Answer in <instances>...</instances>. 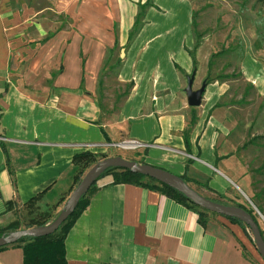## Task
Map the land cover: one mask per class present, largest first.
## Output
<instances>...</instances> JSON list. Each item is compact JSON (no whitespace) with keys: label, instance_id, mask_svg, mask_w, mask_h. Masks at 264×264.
Here are the masks:
<instances>
[{"label":"crops","instance_id":"crops-1","mask_svg":"<svg viewBox=\"0 0 264 264\" xmlns=\"http://www.w3.org/2000/svg\"><path fill=\"white\" fill-rule=\"evenodd\" d=\"M161 1L153 0L157 8L149 7L145 27L129 41L135 2L0 0V226L38 193L40 205L59 213L75 187L74 155L105 154L125 139L146 144L138 149L147 150L146 163L182 175L191 160L189 178L221 194L236 187L223 159L215 167L217 131L208 115L224 90L212 86L214 96L205 89L199 108L187 105L182 73L195 69L192 39L181 4L173 2L167 22ZM52 13L69 21L53 30L46 20ZM116 46L127 47L117 80L131 86L113 103L99 89L108 86L101 75ZM192 114L188 152L182 131ZM96 186L65 238L68 264H264L243 228L225 216L219 226H203L159 190L113 183L110 174ZM209 188L194 187L210 198ZM0 264H23L22 248L0 251Z\"/></svg>","mask_w":264,"mask_h":264},{"label":"rangeland","instance_id":"rangeland-1","mask_svg":"<svg viewBox=\"0 0 264 264\" xmlns=\"http://www.w3.org/2000/svg\"><path fill=\"white\" fill-rule=\"evenodd\" d=\"M126 2L128 4L135 2L133 24L128 31V35L134 32L131 37L133 39L139 34L141 28L145 27L146 12L155 4L153 0H126ZM173 2L175 5L181 4L185 16L183 28H187L192 39L190 51L197 60L194 69L196 79L194 88H199L203 81L207 83V80H210V84L207 83L208 87L205 88L209 97L214 96L216 91H212V86L218 85L220 91L224 90L217 96L208 115L215 120L216 151L227 156L221 161L226 168L222 171L236 183V187H232L225 196L231 205L244 203L253 209L264 238V2L162 0L161 16H164L167 22L174 14ZM187 17H189L188 22ZM46 20L52 24L53 30L63 27L69 21L63 15L54 13L47 15ZM173 33L172 31L171 35ZM184 36L185 40L186 36ZM196 42L198 45L195 49L193 45ZM125 46H116L114 50L107 53L101 75V83L105 82L104 77L108 78V86H102L99 89L101 97L104 98L107 95L113 103L124 96L131 86L128 82L122 83L117 80V71L121 67L120 61L124 59V56H120V52L122 48L126 50ZM190 73H182V88L186 85V75ZM101 89L105 90L101 92ZM146 152L147 150L142 149L134 151L115 147L108 149L105 155L120 154L126 159L136 158L137 161L144 162L142 155H147ZM217 167L222 169L219 164ZM188 184L199 190H202L201 187L204 188L195 182H188ZM207 194L213 201L218 199L215 194L208 192ZM251 199L262 208L263 213L256 208ZM34 206L17 208L14 214L17 227L25 228V223L33 218L32 216L39 217V209ZM204 218L205 224L215 223L218 226L222 224L221 217L217 213L206 210ZM8 224L10 222L0 228ZM245 232L252 253L264 263L255 248L248 227L245 228Z\"/></svg>","mask_w":264,"mask_h":264},{"label":"trees","instance_id":"trees-1","mask_svg":"<svg viewBox=\"0 0 264 264\" xmlns=\"http://www.w3.org/2000/svg\"><path fill=\"white\" fill-rule=\"evenodd\" d=\"M257 1L264 2V0H257ZM153 6L156 7L155 5ZM192 23L195 26V23L194 22ZM133 33L134 32L128 35L129 41L132 39L131 37L133 36ZM195 36H196V31H195ZM197 45L198 43L196 42L193 47L196 49ZM187 52L192 59L193 68H196L197 60L193 52L188 49H187ZM175 67L177 68L178 71L182 73L181 68L177 64H175ZM209 82L210 80H207V83ZM194 123H195V116L194 114H192V117H191V120L188 126L182 131L185 148L188 152L190 151L189 132H190L191 126ZM106 140H109V139H106ZM216 150L217 149L215 148V156H216L215 157V167L218 166L219 160H222L227 157L226 155H221V154L219 155L218 151ZM105 157H107V155L93 153L90 151H83V152L75 154L72 159V163L75 168L73 185H76L80 181L85 171L91 165H93L95 162ZM190 161L191 160H188L186 162L185 172L184 174L180 175L181 178L187 183L192 181L206 188H209L207 181L201 183L187 176V171H188V166H189ZM140 163H143V162H140ZM108 174L112 175L113 183L134 184V185L142 186V187L149 188V189L159 190L166 196L174 199L179 204L197 213L199 223H201L203 226L205 225L204 216H205L206 210L195 205L189 198H187L184 194L177 191L176 189L170 186H167L165 184H162L158 181H155L154 179H151L142 174L131 172L130 170H127V169H118L115 167H110V168H107L100 175V177L104 175H108ZM96 181L91 185L87 193L81 196L77 206L72 211V213L53 233L44 235V236H37V237H29V236L22 237L13 244L1 246L0 251L7 248L8 246L19 245L22 248V252H23V264H68L66 260V256H65V238L70 228L74 224L75 220L79 217L82 211L88 206L90 196L97 190ZM209 190H212V189L209 188ZM213 192L218 196V199H214L215 201L219 203H223V204H229L228 198L225 196V194H221L215 191ZM40 197H41V193H38L32 196L27 202L24 203V206H28V208H30V206L35 205L34 207H37L36 209H39V212H40L39 217L32 216L33 218H30L25 223L24 225L25 228L45 225L46 223H48L50 220H52L55 217V215L53 214L54 205L41 206L39 204ZM235 205L246 210L253 217V219L258 222L257 215L254 213L251 207L245 205L244 203H235ZM254 205L261 213H263L262 208L258 204L254 203ZM9 209L10 207L8 205L7 210ZM226 218H228L231 222L240 225L244 231H245V228H247V226L243 222H241L240 220L236 218H233V217H226ZM17 229H20V228L16 226V221L14 220L10 222V224H8L7 226L0 228V236L6 235L7 233L12 232ZM260 232L263 236V231L261 229H260Z\"/></svg>","mask_w":264,"mask_h":264},{"label":"water","instance_id":"water-1","mask_svg":"<svg viewBox=\"0 0 264 264\" xmlns=\"http://www.w3.org/2000/svg\"><path fill=\"white\" fill-rule=\"evenodd\" d=\"M120 56H124L123 49H121ZM194 80L195 70H192L190 74L186 75V85L184 87L187 105L191 107L201 105L202 97L207 86V83L203 81L199 88H193ZM110 167L127 169L131 172L147 176L155 181L176 189L189 198L195 205L205 210L240 220L249 228L255 248L261 259L264 261V238L260 232V226L246 210L236 205L219 203L201 195L185 182L180 175L163 167L155 166L146 162L140 163L135 160H129L120 155L105 157L91 165L85 171L80 181L72 189L59 213L51 222L42 226L20 228L7 233L6 235H2L0 236V247L13 244L22 237H37L53 233L72 213L81 196L87 193L91 185L107 168Z\"/></svg>","mask_w":264,"mask_h":264},{"label":"built area","instance_id":"built-area-1","mask_svg":"<svg viewBox=\"0 0 264 264\" xmlns=\"http://www.w3.org/2000/svg\"><path fill=\"white\" fill-rule=\"evenodd\" d=\"M113 146L124 149V150H138L142 147H146V144H143L134 139H125V140H122L121 142L113 144Z\"/></svg>","mask_w":264,"mask_h":264}]
</instances>
